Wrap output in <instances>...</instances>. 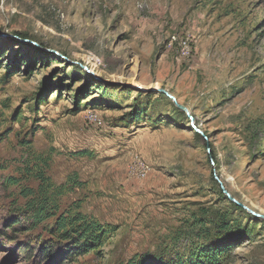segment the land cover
Instances as JSON below:
<instances>
[{"label":"rangeland","instance_id":"1","mask_svg":"<svg viewBox=\"0 0 264 264\" xmlns=\"http://www.w3.org/2000/svg\"><path fill=\"white\" fill-rule=\"evenodd\" d=\"M39 174L65 184L57 216L114 227L60 264L146 263L190 242L264 264L263 219L214 178L264 214V0H0V182L18 179L0 200L24 205ZM10 246L0 264L32 263Z\"/></svg>","mask_w":264,"mask_h":264},{"label":"trees","instance_id":"2","mask_svg":"<svg viewBox=\"0 0 264 264\" xmlns=\"http://www.w3.org/2000/svg\"><path fill=\"white\" fill-rule=\"evenodd\" d=\"M158 95L166 97L161 93ZM175 109L179 110L177 107ZM140 114L133 113L130 121H136ZM38 178L41 179V184L37 188L20 190L19 193L27 198L24 205L17 206L16 200L7 204L0 200V240L2 239L5 245L11 244L9 247L11 254L17 255V259H23L25 263L60 264L64 260L73 261L77 255L96 251L102 246L114 227L101 224L81 212H66L57 216L53 196L64 191L65 184L58 186L48 184L43 174H39ZM17 182V178L0 182V197H12L9 184ZM232 205L234 208H240L236 204ZM48 220L50 221L46 222ZM220 227L226 228L224 220ZM38 228L42 232L36 234L35 230ZM41 233H45V236ZM221 247L216 244L214 247L206 248L190 242L183 252L171 250L164 259L156 258L144 263L146 259L140 257L139 260L134 258V261L126 264H218L224 250Z\"/></svg>","mask_w":264,"mask_h":264},{"label":"water","instance_id":"3","mask_svg":"<svg viewBox=\"0 0 264 264\" xmlns=\"http://www.w3.org/2000/svg\"><path fill=\"white\" fill-rule=\"evenodd\" d=\"M2 35H4V34H2ZM4 36H5V35H4ZM147 90L150 91V92H157V93L164 94L167 98H169L171 101H173V102L175 103V106H176L179 110H181V111H183V112L186 113L188 119L190 120V126H191L192 128H194V130H195L197 133H199V134L202 135V131H201L200 129H198V128L195 127V121H194L193 117L190 115V112H189L188 108H187L185 105L179 103V102L177 101V98H176L173 94H171L167 89H164V88H154V87H153V88H149V89H147ZM205 138H206V137H205ZM214 178H215V180L219 183L222 192L226 195V197L229 198V200H230L231 202L235 203V204H236L237 206H239V207L244 208L246 211H248L249 213L253 214L254 216H257V217L262 218V219L264 220V214L257 213V212H255V211L249 209L248 207H246L245 205H243V204L240 203L239 201H237V200H236L234 197H232V196L230 195V193L225 189V187H224L222 181L218 178V176L214 175Z\"/></svg>","mask_w":264,"mask_h":264}]
</instances>
